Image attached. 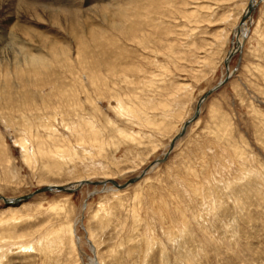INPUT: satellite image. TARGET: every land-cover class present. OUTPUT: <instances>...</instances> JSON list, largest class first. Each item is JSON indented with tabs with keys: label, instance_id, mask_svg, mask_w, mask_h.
I'll use <instances>...</instances> for the list:
<instances>
[{
	"label": "rangeland",
	"instance_id": "1",
	"mask_svg": "<svg viewBox=\"0 0 264 264\" xmlns=\"http://www.w3.org/2000/svg\"><path fill=\"white\" fill-rule=\"evenodd\" d=\"M31 194L0 264H264V0H0V197Z\"/></svg>",
	"mask_w": 264,
	"mask_h": 264
},
{
	"label": "water",
	"instance_id": "2",
	"mask_svg": "<svg viewBox=\"0 0 264 264\" xmlns=\"http://www.w3.org/2000/svg\"><path fill=\"white\" fill-rule=\"evenodd\" d=\"M253 8V5H251V4H249L248 5V12H252V9ZM248 12H246V14H245V16L244 17H246V16H249V14L250 13H248ZM243 17V18H244ZM243 20L244 19H242V22H243ZM227 61V60H226ZM226 66H228V63L227 64H225ZM227 79H228V77H227ZM226 79V80H227ZM224 84V82H222V83H220L217 87H215V88H213V89H211V90H209L208 92H206L204 95H203V97L200 99V101L198 102V104H197V107H196V111H195V113H194V115H193V117L190 119V120H188V121H186L185 123H184V125H183V127H182V129H181V131H180V133L178 134V135H176L175 137H174V139L172 140V142H171V144H170V146H169V152L172 150V148H173V146H174V143L176 142V140H178V139H180L183 135H184V133H185V131H186V129H187V127L193 122V121H195L196 119H197V117H198V115H199V113H200V107H201V105H202V103L205 101V99L210 95V94H212L214 91H216L221 85H223ZM168 152V153H169ZM168 153H166L165 155H164V158L162 159V160H159V161H155L154 162V164H158V163H162L166 158H167V156H168ZM153 164V165H154ZM145 172V171H144ZM144 172L141 174V176H139V177H137V178H135V179H133V180H130L126 185H123V186H119V185H117L114 181H102V182H97V183H90V184H92V185H94V186H105L107 183H110V184H112L113 186H115V188H117V189H123V188H125L126 186H128V185H130V184H132V183H134V182H136L138 179H140L143 175H144ZM89 185V184H88ZM77 190V189H76ZM75 190V191H76ZM41 192H52V191H59V192H64V193H73V192H75L74 190H68L67 188H43L42 190H40ZM32 197V196H31ZM30 197V198H31ZM21 199H23L22 201H26V199H28L27 197H24V198H21ZM21 199H16V200H14V201H12V203L13 204H18L19 202H21Z\"/></svg>",
	"mask_w": 264,
	"mask_h": 264
},
{
	"label": "bare ground",
	"instance_id": "3",
	"mask_svg": "<svg viewBox=\"0 0 264 264\" xmlns=\"http://www.w3.org/2000/svg\"><path fill=\"white\" fill-rule=\"evenodd\" d=\"M4 1V0H3ZM18 1H21V0H18ZM30 3H31V1H30ZM4 5V4H3ZM9 7V6H8ZM25 7V6H24ZM8 12V11H7ZM248 12V11H247ZM249 13V12H248ZM247 15V14H246ZM107 20V19H106ZM241 31H242V29H240V32H238L237 33V35H240L241 34ZM235 36H236V32H235ZM237 47H236V50L237 49H240V46L242 45V41L240 40V36L238 37V39H237ZM45 44H46V42H44ZM48 49V48H47ZM54 49L55 48H51V49H48L50 52H51V50L53 51V52H51V53H58L59 54V52L60 53H62V54H64V52H65V50H60V49H57L58 51H56V49H55V51H54ZM43 52V51H42ZM66 53H68V52H66ZM234 53V51H232L231 53H230V55H228V57H227V61H225V64H227L228 63V59H229V57L231 56V54H233ZM65 56H66V54H64ZM40 58V59H39ZM41 59H43V58H41V56L40 57H31L29 60V62H30V64H35V65H41V64H43V61L41 60ZM23 63V62H22ZM20 65V64H19ZM226 66V65H225ZM227 67V66H226ZM120 107H122V105L120 106ZM122 109V108H121ZM183 127V126H182ZM21 147H22V151H23V153H24V155L25 154H27L26 153V145H25V142L23 141V143L21 144ZM69 148V147H68ZM61 151V150H60ZM71 151H75V150H72V149H70V152ZM62 152V151H61ZM69 151L68 150H66V153H67V155L68 156H70V152L68 153ZM51 153V152H50ZM52 154V153H51ZM54 155V154H53ZM27 157V156H26ZM55 160H57V159H55ZM63 160V159H62ZM100 183V182H99ZM88 183L87 182H79V183H77L75 186L76 187H78V186H80V185H87ZM44 188H62V187H57V186H48V187H44ZM43 189V188H42ZM42 189H40V190H42ZM68 189V188H67ZM40 190H38L37 192H35V194H39V193H44V192H41ZM68 190H70V189H68ZM34 194V195H35ZM31 196H33V194H31V195H28V196H25V197H27L28 199L31 197ZM22 198H24V197H22ZM19 199H21V198H19ZM0 200L5 204V205H10V206H15V205H18L19 203H21L22 202V200L23 199H21V202H19L18 204H13L12 203V201H14V200H16V199H5V198H2V197H0ZM86 205V204H85ZM85 207V206H84ZM84 209V208H83ZM82 209V210H83ZM72 229V228H71ZM72 232V231H71ZM68 233H69V235L71 236L72 234H70V232L68 231ZM63 234V233H62ZM65 234V233H64ZM47 238V237H46ZM49 240V239H48ZM91 251L92 252H95V248L94 249H92L91 248ZM90 263L91 264H94V260H91L90 261Z\"/></svg>",
	"mask_w": 264,
	"mask_h": 264
}]
</instances>
